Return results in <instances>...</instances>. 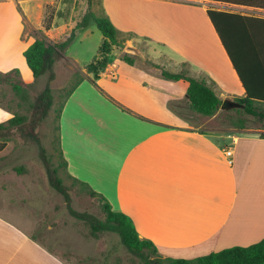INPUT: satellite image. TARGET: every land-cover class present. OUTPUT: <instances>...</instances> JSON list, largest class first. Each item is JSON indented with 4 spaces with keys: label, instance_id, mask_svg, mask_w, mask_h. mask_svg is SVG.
Returning a JSON list of instances; mask_svg holds the SVG:
<instances>
[{
    "label": "crops",
    "instance_id": "obj_1",
    "mask_svg": "<svg viewBox=\"0 0 264 264\" xmlns=\"http://www.w3.org/2000/svg\"><path fill=\"white\" fill-rule=\"evenodd\" d=\"M98 1L92 10L106 14L125 46L138 47L144 58L116 47L97 85L87 73L66 102L60 135L69 174L129 216L140 238L153 242L164 258L193 260L262 241L264 138L196 127L189 83L165 78L162 68L187 69L222 101L246 97L209 11L239 15L252 25L242 33L262 37L264 0ZM76 2H60L52 29L43 32V2L0 0V73L19 70L24 83H33L25 51L37 39L62 40L76 26ZM27 23L42 35H27ZM96 29L92 24L79 30L72 47L93 40L100 48L104 36ZM14 115L0 104V123ZM0 264L73 263L0 215Z\"/></svg>",
    "mask_w": 264,
    "mask_h": 264
},
{
    "label": "rangeland",
    "instance_id": "obj_2",
    "mask_svg": "<svg viewBox=\"0 0 264 264\" xmlns=\"http://www.w3.org/2000/svg\"><path fill=\"white\" fill-rule=\"evenodd\" d=\"M39 1L44 3L46 16L51 13L54 20L60 2L70 5L69 0ZM89 1L92 0H77L74 17L77 22L89 11ZM98 2L94 0L93 4L98 7ZM92 24L97 28L95 22ZM97 32L103 38L102 33L99 30ZM26 34L38 37L42 35L29 23L26 24ZM208 43L206 46H210ZM71 47L69 54L77 55L82 62L67 58L69 61L56 63L55 79L51 82L53 107L49 116L36 129L40 143L13 131L5 150L0 153V215L26 231L31 230L32 237H37L44 247L73 264H144L122 243L119 234L99 232L93 235L90 227L70 211L72 209L104 220L102 201L91 197L81 184L73 181L66 168H59L61 157L58 144V115L61 105L67 92L87 76L85 67L93 61L99 49L93 40L83 44L78 41ZM11 80L20 81L14 76H11ZM48 83V75L34 80L31 84L25 83L31 85L28 89L29 102L22 107L12 84H0V104L10 108L14 114L27 115L29 105L34 103ZM261 107L264 109V105ZM239 115L234 112L227 114L221 109L213 117L194 115L191 121L203 131L238 133L239 130L229 123V116ZM259 126L256 120L249 119L248 128L242 132H259ZM49 167L59 168V176L68 189L70 203L66 195L53 186Z\"/></svg>",
    "mask_w": 264,
    "mask_h": 264
},
{
    "label": "trees",
    "instance_id": "obj_3",
    "mask_svg": "<svg viewBox=\"0 0 264 264\" xmlns=\"http://www.w3.org/2000/svg\"><path fill=\"white\" fill-rule=\"evenodd\" d=\"M93 1H89V11L62 40L53 44L44 39H37L25 51L24 56L35 81L48 75L49 83L44 91L35 99L34 103L29 105L27 115L15 114L8 122L0 123V153L5 150L7 141L13 131L33 138L36 142L40 143L36 135V129L49 116L53 107L51 82L55 79V65L59 61L67 60L66 53L76 41L79 30L86 29L90 27L92 22H95L104 36V41L99 48L97 56L86 67L88 74L94 75V79H91V81L95 85H97L96 80L99 79L100 74L108 67L109 58L114 49L116 47H126V39L121 38L120 32L114 26L111 19L106 14L98 15L92 11L91 6ZM209 15L247 91L246 97L235 99V101L243 105V108L225 110L227 114L232 112L237 115L240 114L236 117L229 116V123L234 125L239 130L238 133H240V131L242 132L248 128L249 119H254L260 124L258 134L261 138H264V109L261 107V105H264V36L257 37L242 33V28H251L252 25L243 23L245 19L239 15L214 11H209ZM53 20V14L50 13L46 16L44 24L46 31L52 29ZM126 61L133 64L135 60L127 57ZM162 70L164 77L167 79L174 81L185 80L189 83L188 97L192 111L205 117H213L221 110L223 101L205 80L192 77L187 70H183L180 73H172L164 68ZM11 76L17 77L20 81L11 80ZM86 79L89 78L85 76L67 92L66 99L62 103L60 114L58 115L59 121L61 120V113L66 102ZM5 83L12 84L15 94L21 100V107L28 104V89L31 85H27L21 80L19 70L6 74L0 73V84ZM58 131L59 153L61 157L59 168H66L68 171V162L61 148L60 124ZM59 168L49 167L50 179L53 186L66 195L70 203L68 189L64 185L63 179L59 176ZM69 177L81 184L91 197H97L102 201L104 220L70 209L71 213L86 223L93 235H97L99 232H115L119 234L122 243L129 251L140 258L144 264H264V239L248 247H233L193 260L163 258L153 242L140 238L134 222L129 216L115 211L110 201L102 194L94 191L89 184L71 175ZM33 238L37 240V237L33 236Z\"/></svg>",
    "mask_w": 264,
    "mask_h": 264
},
{
    "label": "water",
    "instance_id": "obj_4",
    "mask_svg": "<svg viewBox=\"0 0 264 264\" xmlns=\"http://www.w3.org/2000/svg\"><path fill=\"white\" fill-rule=\"evenodd\" d=\"M125 50L129 54L136 55V56H139L141 58L144 57L141 50L134 45H131V44L128 45ZM236 108H243V105L240 104L239 102L235 101V100H224L222 107H221L222 110H231V109H236Z\"/></svg>",
    "mask_w": 264,
    "mask_h": 264
},
{
    "label": "built area",
    "instance_id": "obj_5",
    "mask_svg": "<svg viewBox=\"0 0 264 264\" xmlns=\"http://www.w3.org/2000/svg\"><path fill=\"white\" fill-rule=\"evenodd\" d=\"M227 154H228V156L231 157V156H232V151H231V150H228V151H227Z\"/></svg>",
    "mask_w": 264,
    "mask_h": 264
}]
</instances>
